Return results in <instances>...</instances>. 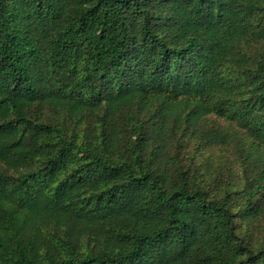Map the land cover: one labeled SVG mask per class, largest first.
<instances>
[{
	"label": "trees",
	"instance_id": "1",
	"mask_svg": "<svg viewBox=\"0 0 264 264\" xmlns=\"http://www.w3.org/2000/svg\"><path fill=\"white\" fill-rule=\"evenodd\" d=\"M0 264H264V0H0Z\"/></svg>",
	"mask_w": 264,
	"mask_h": 264
}]
</instances>
